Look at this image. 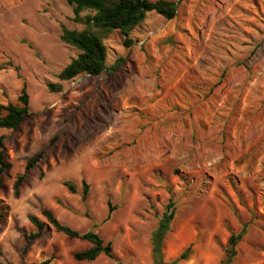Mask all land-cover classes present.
I'll return each instance as SVG.
<instances>
[{
  "label": "rangeland",
  "instance_id": "1",
  "mask_svg": "<svg viewBox=\"0 0 264 264\" xmlns=\"http://www.w3.org/2000/svg\"><path fill=\"white\" fill-rule=\"evenodd\" d=\"M175 1L173 18L149 11L130 44L118 30L103 37L108 67L121 59L116 70L59 81L78 52L61 26L83 27L72 6L0 0V103L25 84L30 112L17 128L0 127L10 162L0 264H152L151 233L170 196L164 261L191 244L176 264H220L230 234L250 221L233 264H264V0ZM41 150L14 195L16 176ZM44 208L111 241L114 259L76 260L90 242L57 231ZM29 215L46 225L24 251Z\"/></svg>",
  "mask_w": 264,
  "mask_h": 264
},
{
  "label": "trees",
  "instance_id": "2",
  "mask_svg": "<svg viewBox=\"0 0 264 264\" xmlns=\"http://www.w3.org/2000/svg\"><path fill=\"white\" fill-rule=\"evenodd\" d=\"M72 6V19L82 24L81 29L61 26L60 39L75 47L78 52L59 71L57 78L59 81L70 80L79 74L99 75L107 68L116 70L119 61L116 60L110 67L106 64V48L103 37L112 30H118L125 36V44H130L132 40L128 37L129 32L141 23L149 11H155L161 16L170 19L176 15L177 2L175 0H66ZM50 91H59L60 82H48ZM29 96L25 84L22 85L19 94L14 101L5 104L0 103V127L15 129L19 126L23 118L30 114ZM43 156V151H39L30 156L24 165V171L16 176L13 183V193L18 194V188L25 179V172L35 166ZM10 167V162L6 159L4 152L3 137L0 135V186L2 175ZM63 184L71 193L76 192V185L72 181H64ZM88 191V183L82 181V199L85 200ZM176 203L172 196L169 197L164 209L159 217L156 228L151 233V256L152 264H176L181 260H187L192 253V245L186 246L177 257L170 261H164L162 257V242L170 228V223L175 215ZM109 213L112 207L108 203ZM46 221L57 231L69 237L85 239L90 242V246L84 250L74 253L76 260L93 261L100 255H105L114 259L111 241H105L93 229L79 232L59 221L50 209L44 208L41 211ZM29 221L35 226V230L29 233L23 232L26 245H28L43 234L46 223L35 215H29ZM96 222L92 226L95 227ZM250 221L242 224L240 230L231 233L223 249L224 254L220 264H233L236 256V245L245 235ZM116 264H122L120 260Z\"/></svg>",
  "mask_w": 264,
  "mask_h": 264
},
{
  "label": "built area",
  "instance_id": "3",
  "mask_svg": "<svg viewBox=\"0 0 264 264\" xmlns=\"http://www.w3.org/2000/svg\"><path fill=\"white\" fill-rule=\"evenodd\" d=\"M151 32H152V31H150L148 34H151ZM141 42H142V41H140V43H141Z\"/></svg>",
  "mask_w": 264,
  "mask_h": 264
}]
</instances>
